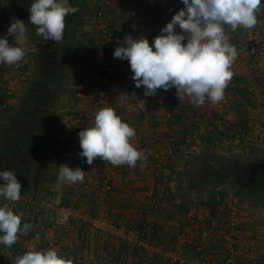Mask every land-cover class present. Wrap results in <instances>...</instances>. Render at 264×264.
Masks as SVG:
<instances>
[{"label":"crops","instance_id":"obj_1","mask_svg":"<svg viewBox=\"0 0 264 264\" xmlns=\"http://www.w3.org/2000/svg\"><path fill=\"white\" fill-rule=\"evenodd\" d=\"M122 1L125 2L119 0V6L127 12H132L133 5L140 3V0H127L124 4ZM182 8L184 5L181 0H149L150 20L146 29L149 32L150 44L172 16ZM250 30L252 29L238 28L233 32L226 29L230 42L238 50V56L230 69L236 84L230 102L222 110V118L227 127L248 131L245 138L227 146L199 133L198 118L207 119V114L214 105L206 101L203 106L194 107L187 97L179 100L175 88H172L171 92L158 90L155 96L146 97V107L142 112L127 114L117 101L119 86L109 80V86L114 89L113 101L118 114L136 130V136L131 143L138 149L149 146L161 150L166 144L173 142L177 149L168 154L161 165H158L153 157L147 158V166L143 168L139 166V162L135 168L126 165L112 181V190L104 203L100 189L95 183V178L101 177L108 169V163L101 160H98L90 175L85 174L83 183L62 184L58 180L57 172L55 178L42 186L39 192L32 189L28 193H21V199L17 203L0 197V206L9 203L14 212L23 214L22 223L29 224L35 217V220L47 225L45 217L38 218L33 210L25 208L24 205L30 199L45 196L57 199V216L68 217L65 226L49 230L48 234L29 229L19 235L14 247H19L23 253L29 250L43 251L48 249L50 240L54 239L58 246H71L68 250L73 264H86L90 261L97 264H185L179 260L172 262L171 256L180 253L184 257L195 259L196 246L201 241L205 242L210 253L212 252L210 264H221L217 252L223 251L222 231L219 226L213 227L210 222L211 217L217 213L216 207L208 205L209 195L208 200L201 198L200 181H197L200 176L196 167L212 165V162L217 161L215 157L220 159L237 156L249 144L264 143V53L258 49L240 46L246 45ZM175 31L181 34L179 27ZM88 33L84 32L83 37L92 36L90 41L103 39L99 29H91ZM124 37L118 38L119 45L123 44ZM99 46L88 45L85 50L82 49L77 80L70 84L69 91L65 90L61 99L63 108L56 113V118L60 121L57 131L66 140L68 136L67 141L63 139V147L67 151L64 164L73 169L81 168L82 157L78 155L81 149L77 134L81 129L92 126L95 113L102 108L95 103V96L103 82L102 76L105 74L109 57ZM114 61L118 68H123L124 60L115 58ZM20 63L24 64V59ZM0 78V101H4L8 98L9 86L13 84L15 73L4 72L0 74ZM76 89L81 91V96L76 94ZM82 111L87 113L86 117L80 116ZM1 112L3 109H0V120ZM192 141L197 145L196 151L193 158L186 161L182 151L190 146ZM71 207L91 216L106 213L118 225L126 226L134 237L130 241L106 238L82 218L76 219L69 214L68 209ZM245 221L242 223L245 224ZM74 226L79 231L77 234L72 231ZM206 228L210 230L211 238L206 240L203 235L194 234ZM1 248L0 244V264H14L15 258H12L11 248ZM84 250L92 251L89 252L90 256H86L87 252Z\"/></svg>","mask_w":264,"mask_h":264},{"label":"clouds","instance_id":"obj_2","mask_svg":"<svg viewBox=\"0 0 264 264\" xmlns=\"http://www.w3.org/2000/svg\"><path fill=\"white\" fill-rule=\"evenodd\" d=\"M184 8L177 11L160 30L152 43L141 35H125L113 56L127 60L133 73L135 87L143 86L144 96H155L157 91L176 89L179 100L189 98L194 107L205 102L215 105L225 99L233 77L230 70L238 50L230 42L226 29H252L264 26L262 0H181ZM29 20L43 43H60L66 29V17L79 11L69 0H33L29 7ZM179 27L181 34L175 29ZM27 32L24 21L13 19L7 35L23 36ZM126 45V46H125ZM25 50L0 38V64L19 67ZM81 151L78 155L92 165L99 158L113 167L127 165L135 168L147 166V156L131 143L136 130L108 106L94 115L92 126L78 132ZM58 180L68 184L83 183L86 172L80 167L58 166ZM22 185L14 171H0V197L11 203L21 199ZM22 213H16L5 203L0 206V244L12 247L20 234L31 225L22 223ZM14 264H73L55 248L43 251L29 250L15 257Z\"/></svg>","mask_w":264,"mask_h":264},{"label":"built area","instance_id":"obj_3","mask_svg":"<svg viewBox=\"0 0 264 264\" xmlns=\"http://www.w3.org/2000/svg\"><path fill=\"white\" fill-rule=\"evenodd\" d=\"M127 3V0H124ZM123 2V1H122ZM123 2V4L125 3ZM148 3L149 0H140L139 4L133 5V11L127 12L125 9L120 8L119 0H91L87 9H85V29L84 32H89L91 29H99L103 35L102 41H98L100 48L104 54L109 57V62L105 68V74L102 76L103 82L99 85L97 94L95 96V103L100 107H111L118 114L114 101V89L109 86L108 81L112 80L115 84L119 86V92L117 95V101L123 107L127 114H138L142 112L146 107V97L144 96L143 86L136 88L134 81L132 80L133 73L130 70V66L127 60L123 61V68L120 69L115 64L113 52L116 47L120 46L118 38L120 36L130 35L134 38H137L141 35L145 36L147 39L150 37L149 32L146 29V25L149 23L150 17L148 13ZM263 28H257L255 31L250 30L249 35L246 37V45L240 44V46H247L251 49H258L259 52L264 53V37H263ZM7 37L9 44L14 40L15 36L7 35V30L0 26V38ZM238 41V39L236 40ZM239 42V41H238ZM259 63L258 60H256ZM22 65V64H21ZM19 64V67L13 66L12 68L15 71V78L11 88L13 91L8 90V98L4 101H0V109L8 107L13 101V97L16 94L15 90L18 89V83L21 80L20 76L23 74L22 66ZM7 66V65H6ZM8 67V66H7ZM235 79L232 77L227 89L225 90V99L217 104H215L207 114V119L199 120L198 118V132L201 134H206L212 141H215L218 144L225 143L227 146L234 144L236 141L245 138L248 134V131L243 130H234L233 128L227 127L222 118V110L226 104L230 102L231 93L235 87ZM76 94L81 96V91L76 89ZM169 90L168 92H171ZM192 105V103L190 102ZM119 115V114H118ZM81 117H86L87 113L85 111L80 112ZM120 116V115H119ZM121 117V116H120ZM122 118V117H121ZM197 146L194 141L191 142L190 146L186 147L182 151L184 160L189 161L193 158ZM177 149L175 143L170 142L161 149H154L149 146L139 148L145 152L147 158L153 157L157 160L158 165H161L165 160L168 154L173 153ZM100 160V159H99ZM81 168L86 172V175H90L93 171L94 166L98 162V159L94 161L92 165H88L85 161L86 158H81ZM126 165L113 167L110 163L107 164V170L103 172L101 177L95 178V183L100 189V195L102 197V202L104 203L107 200L110 191L112 190V181L116 178L117 174L122 171ZM73 169V167H70ZM220 189V188H219ZM216 199L219 202L216 206V215L211 218V224L217 226L220 222L217 219H222L221 222L225 226V231L222 233L223 236V264H251L248 259L243 257L238 248L237 237L238 234L235 232L238 227L241 226L243 222V210L240 207L237 197L222 196L220 193H217ZM57 199L55 197L49 198L46 201H42L37 209L34 210L35 215L38 218H41L45 214L42 209L46 211L45 221L47 225L42 221H30V229L36 232H50L55 228L63 227L66 225V220L68 217L65 215L57 216L55 214V209L57 206ZM68 213L74 216L76 219L82 218L86 223H88L93 229L100 232L106 238H121L127 241H130L134 234L128 232L126 226L118 225L112 218H110L106 213H102L98 216H91L89 213H80L75 208L71 207L68 209ZM79 232L77 227H72V231ZM193 234V233H192ZM195 235H206L205 231H196ZM193 234V235H194ZM181 236L183 237L184 234ZM185 236H187L185 234ZM1 249H6L3 244ZM9 248V247H8ZM7 248V249H8ZM10 253L12 258H15L18 255H22L23 251L19 247L12 245L10 247ZM48 248H55L58 253L66 258L70 259V252L68 248L71 246L57 245L54 239H51L48 245ZM205 247L197 244L198 257L196 258L197 262H194L193 259L184 257L180 253H175L171 256V261L176 262L180 261L185 264H210L207 251Z\"/></svg>","mask_w":264,"mask_h":264},{"label":"trees","instance_id":"obj_4","mask_svg":"<svg viewBox=\"0 0 264 264\" xmlns=\"http://www.w3.org/2000/svg\"><path fill=\"white\" fill-rule=\"evenodd\" d=\"M74 42L78 44L77 39ZM78 50L79 48L77 56L71 62V69L66 73V79L56 88L53 97L40 95L37 90L38 82L31 79L17 103L3 109L0 120V171H14L22 185L21 193H28L32 189L39 192L42 186L55 178V173L59 171L58 166L65 163L62 157L64 141L56 136L60 121L56 120L52 108L58 96L65 90L69 91L70 84L77 80L80 56ZM215 160L219 162L221 169L208 171L207 174H202V178L212 185L225 183L230 186L228 172L238 159L215 157ZM222 190L217 189L210 196L211 205L214 207L219 203L216 199L217 193L224 196Z\"/></svg>","mask_w":264,"mask_h":264},{"label":"rangeland","instance_id":"obj_5","mask_svg":"<svg viewBox=\"0 0 264 264\" xmlns=\"http://www.w3.org/2000/svg\"><path fill=\"white\" fill-rule=\"evenodd\" d=\"M90 1L91 0L87 1L84 4V12H85V9H87V5H88V3ZM84 18H85V15L80 20V24L78 26L77 36H76L77 43H78L77 44V48H79V50H78L79 55L82 54L81 51H82V49L85 50V47L86 46H88V45H94L96 47V46L99 45L98 44L99 43L98 42L99 39L94 42V41H90L91 40L90 37H92V36H88L87 35L86 38L83 37V35H84L83 33H84V29H85V20H84ZM260 19L261 20H264V16H261ZM11 21L12 20H9V21L0 20V26H2V28H5L6 30H8V28L10 27ZM25 26L27 28L28 25L25 24ZM257 28H259V29L263 28L264 29V26H261V25L258 24L256 27L252 28V30L255 31ZM94 30H97V29H94ZM263 32H264V30H263ZM17 39H19V41ZM17 42H19V44H17ZM11 44L13 46L22 47L25 50L24 64L21 65V63H20V65L22 66L23 74H22V76H20L21 77L20 78L21 80L18 83L19 84L18 85V88H17L18 90L17 91L15 90V93L16 94L13 97L14 100L11 102V105H14L15 103H17V101L19 100V97H21L22 93L24 92V90L26 88V85L30 82V80L33 77V72H34V59L32 57L34 56L35 38H33V36H31V33H29V32H26L23 36H19V34H17V36L11 42ZM99 48H100V46H99ZM25 61H26V63H25ZM78 64H79V61H78ZM8 69H10L11 72L14 71V69L12 67H7L5 64H0V74H2L4 72H10V71H8ZM14 73H15V71H14ZM0 82H2V79L1 78H0ZM9 87L11 88V85ZM10 91H13V88H11ZM69 93H71V92H69ZM64 94H65V92H63L61 95H59L58 98H57V100L55 101V103L53 105L52 111H53V113H54L55 116H57V114H56L57 111H59V109L62 107V105H61V99H62V97H64ZM57 119L58 118H56V120ZM56 136L59 137L62 142L64 140L65 141L68 140V136H66V138H67V140H66V139H64V137H62L59 134V132H57V135ZM62 144L64 145V142ZM247 146L248 147L244 151H242L240 154H238L237 156H230L231 159L232 158L238 159V160L245 159V158H247V155L248 156H251L250 154L258 155L257 152L260 151V150H262V149H264V143L262 145L252 143V144H249ZM66 153H67L66 149L63 150V153H62V157L63 158L65 157ZM212 163L213 164L210 165V166L209 165L208 166L202 165V166L196 167V169H198L197 172L199 173L198 175L200 176V181H201L200 182L201 193H202L201 198H203L204 200L207 199L208 198V195L210 197L211 195H213V193L215 194L217 192V189H219V188L220 189L221 188L223 189L222 191L224 193V196H229V197L234 196V197H237L238 203H239L240 207L243 210V217H244L243 218V221L246 220L245 221V224H243L244 222L241 223V225L243 227L242 226L241 227H238L239 229H236L235 230V232L238 234V237H237V239H238L237 240L238 245L237 246L239 248V251H240V253H241V255L243 257H245L246 259H248L250 261L251 264H264V205L262 204L261 201L257 200V198L240 194L231 185L228 186V184L225 185V183H224V185H212L211 183H208L209 181L203 179L204 176H202V174H207L208 171L215 172V171H218L219 169H221V167L219 165V162L217 163V161H216V162H212ZM221 165H224V164L222 163ZM227 183H229V181H227ZM49 198H52V197L45 196V197H40L38 199H30L28 202H26L24 204L25 205V208L27 207V209L30 208L31 210L34 211L35 209H37L39 207V205L42 203V201H46ZM207 202H208V205H211V201L210 200H208ZM42 211H44L45 214H46V211L47 210H45L43 208ZM45 214H43V216H41V218L44 217ZM211 218H213V216ZM32 220L33 221H36L35 220V217ZM221 220L222 219H220V218L217 219V221L220 222L217 226H219L220 229H221V231L224 232L225 231V227H224L225 225L222 224L223 222H221ZM210 222H211V220H210ZM213 227H216V226H213ZM74 231L75 230H73V232ZM204 231L207 234L206 235H203V237L206 240H207V238H211V232H210V230L206 228V230H204ZM77 233H78L77 231L74 232V234H77ZM221 235L224 236L225 234H223L221 232ZM223 242H224V240H223ZM199 244L201 246L205 247L204 249L207 251L208 257L210 258L209 262H211L212 261V257H210V256H211L212 252L210 253V250L205 245V242L199 241L198 245ZM222 246H223V243H222ZM221 248L223 250V247H221ZM85 252L88 253V254L85 253L86 256H87L92 251H87L86 250ZM217 253H218V255H217L218 256V259L221 261V264H223L222 259L224 257L223 256L224 252L222 251V253H221V252L218 251ZM93 254H96V253L93 252ZM196 254H197V257H198L197 246H196ZM196 258L193 259L194 262H197ZM86 264H97V263H94V262L90 261V262H86Z\"/></svg>","mask_w":264,"mask_h":264},{"label":"flooded vegetation","instance_id":"obj_6","mask_svg":"<svg viewBox=\"0 0 264 264\" xmlns=\"http://www.w3.org/2000/svg\"><path fill=\"white\" fill-rule=\"evenodd\" d=\"M87 1L89 0H69L73 6L81 7L78 12L66 17L63 40L60 43L54 41L43 43L42 38L36 35L35 26L29 20L28 9L33 0H0V20L9 21L15 18L24 21V24L28 25L27 32L35 38L32 80L38 82L37 90L43 97H53L56 88L66 79V73L71 69V62L77 56V45L74 41L80 20L85 15L84 4ZM73 21H76L77 25L74 23L70 36L64 42L67 30ZM257 153L258 155L250 154L251 156L247 155V158L234 163L228 175L230 185L240 194L257 198L264 205V149Z\"/></svg>","mask_w":264,"mask_h":264},{"label":"water","instance_id":"obj_7","mask_svg":"<svg viewBox=\"0 0 264 264\" xmlns=\"http://www.w3.org/2000/svg\"><path fill=\"white\" fill-rule=\"evenodd\" d=\"M262 3H264V0H262ZM81 7V6H80ZM80 7H79V9H80ZM76 20V19H75ZM74 23H76V21H73L72 22V24H71V26L68 28V32L66 33V36H65V40H64V42L68 39V37L70 36V34H71V32H72V28H73V26H74Z\"/></svg>","mask_w":264,"mask_h":264}]
</instances>
